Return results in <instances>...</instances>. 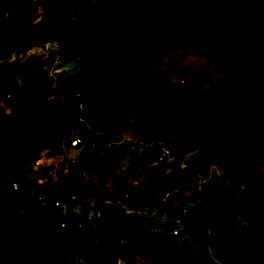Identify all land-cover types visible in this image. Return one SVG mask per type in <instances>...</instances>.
Listing matches in <instances>:
<instances>
[{
  "label": "trees",
  "instance_id": "1",
  "mask_svg": "<svg viewBox=\"0 0 264 264\" xmlns=\"http://www.w3.org/2000/svg\"><path fill=\"white\" fill-rule=\"evenodd\" d=\"M20 1L26 0H0V73L14 81L33 63L32 57L11 62L8 51L31 49L55 39L64 44L65 53L81 57L86 68L77 76L54 72L37 83L21 86L14 100L3 105L5 112L0 111V146L8 150L0 167L12 183L25 178L31 185V195H27L26 188L11 190L0 177V264H37L44 246L56 258L65 251L77 264H110L112 259L100 257L91 247L82 230L84 221L79 224L74 211L67 208L62 214L53 204L62 196L82 192L94 198L95 208H101L95 222L99 243L106 253L114 254L115 262L122 261L116 264H132L135 256L148 264H192L168 231L144 225L139 202L149 199L159 212L173 219L180 213L182 198L178 199L172 183L214 163L210 143L220 150L218 144L228 125L221 106L231 93L263 90L264 67L252 73L234 72L227 85L212 96L210 112L203 110L194 95L177 100L182 85L170 77H165L142 104L135 86L154 61L204 42L209 43L216 59L235 62L239 46L248 36L253 44H264V20L224 17L218 0H33L28 6L39 9L35 20L4 23L7 15L16 13ZM30 94L36 100H24ZM127 106L139 107L137 114L130 121L118 119ZM20 115L26 119L24 127L18 123ZM79 120L102 133V140L87 157L78 159L73 169L47 182V198L38 199V184L25 176L20 166L34 162L46 149L61 151L63 131ZM200 128L203 134L197 149L204 154H192L184 166L176 159L163 163L164 167L140 183L127 181L128 173L140 174L135 166L154 162L160 147L157 140L165 129L170 132L165 145L174 152L192 144ZM124 131L147 134L149 148L134 158V148L143 144L123 139L106 147L108 139ZM123 158H128V163L112 191L82 188L77 182L76 174L96 169L101 170L98 187H102L115 175ZM224 160L229 161L225 156ZM229 165L222 179L211 184L212 197L205 196L199 207L211 219L224 206L218 196L227 194L231 213L243 212L245 216L248 240L225 259V264H264L263 216L256 220L264 208V168L251 163L245 167ZM249 174H255L259 182L248 184L245 178ZM219 184L224 185L222 192H218ZM161 188L167 189L166 197L159 192ZM172 197L177 198L175 204L169 200ZM195 207L190 208L189 216L198 213ZM114 219L120 227L116 221L110 224ZM175 221L166 225L170 227Z\"/></svg>",
  "mask_w": 264,
  "mask_h": 264
},
{
  "label": "rangeland",
  "instance_id": "2",
  "mask_svg": "<svg viewBox=\"0 0 264 264\" xmlns=\"http://www.w3.org/2000/svg\"><path fill=\"white\" fill-rule=\"evenodd\" d=\"M32 1H20L15 7L16 13L11 17L7 15L4 23H16L22 19L36 18L39 9L28 6ZM231 1L235 0H228L227 2ZM7 56L11 62L15 63L27 57H32L33 63L23 75L14 78V81L0 73L1 112H5L2 109L5 103L14 100L12 97H6L8 91L14 90L15 95L21 86L25 87L29 84L37 83L44 76H50L54 72H59L66 76H77L86 68V62L81 57L64 52V44L59 39L38 47H32L30 50L17 51L13 49L8 51ZM263 67L264 44H253L248 40L239 46L238 59L233 63H225L215 58L209 44L205 42L201 47L189 46L154 61L135 87L139 92V99L142 104L159 87L165 77H170L182 85L177 93V100L194 95L199 98L203 110L210 112L212 96L227 85L229 78L234 72L241 70L245 73H252ZM24 100L34 101L36 97L30 94L24 96ZM138 109L139 107L127 106L122 114L118 116V119L124 118L130 121L137 114ZM220 112L228 120L226 133L218 144L220 150H217L216 146L210 143V151L212 155L216 156V160L213 164L207 166L204 171H200L203 172L200 175L204 179V181L200 182V189L197 176L195 175L172 183L174 190L178 191L180 195L178 199L182 198L180 199L181 202L178 203L180 213L173 219L168 213L159 212L151 200L145 199L139 202V212L144 217V225L151 229H156L157 227L171 234L176 232L173 237L192 264H225V259L240 251L248 240V226L245 216L243 212L231 213L227 194L221 197L218 196V200L224 205L220 209L221 213L214 215L211 219L208 215L203 214L199 206L203 205L204 196L212 197V179L228 171L229 164H238L243 161L249 164L251 158L255 159V165L252 167L264 168V89L257 91L242 90L237 93H231L221 106ZM18 123L24 127L26 119L20 115L18 116ZM73 131H76L84 140L72 147L70 146L69 136L71 133L76 134ZM94 134V131L84 126L83 121H76L63 131L62 139L60 140L61 151L46 149L39 154V157L34 162L20 166L24 170L25 176L34 178V182L38 184V199L45 200L47 198L45 193L47 182L67 170L73 169L78 159L89 155L94 148L90 142V138H93ZM122 134L144 145L143 147L134 148V158H137L150 146L149 136L144 132L124 131ZM202 134V128L198 129L195 134L197 140L193 136L194 141L192 144L173 152L174 159L181 166H184L192 154L198 152L204 154V150L197 149L198 142L201 144ZM169 136L170 132L165 129L157 140L160 146L165 145V141ZM7 151L6 148L0 146V160L6 157ZM224 156L229 161H225ZM127 163L128 158H123L119 162L115 175L108 178L102 187H98L101 170H85L76 174L77 182L82 188L90 186L99 188L101 192L108 193L114 188ZM164 166L163 163L155 162L148 165L135 166L136 170H138L136 172L140 174L128 173L127 181L131 184L140 183L150 178ZM0 177L4 179L11 190L19 191L21 187H24L27 189V195H31V185L26 182L25 178L12 183L10 175L2 171L1 167ZM245 181L248 184L259 182L255 174L247 175ZM217 188L218 192H222L224 185L219 184ZM159 192L162 193L163 197L168 195L167 189L161 188ZM75 196L76 199L74 201L59 205L62 214L65 213L67 208L74 211L78 217V223L80 224L81 221H84L85 226L82 227V230L86 232L87 240H89L91 247L100 257L107 260L108 258L112 259L110 264L122 262L121 260L115 262L113 260L114 254L109 255L106 253L99 243L95 222L99 217L101 208H95L94 198L89 197L86 192ZM53 198L51 197L52 201L54 200ZM169 200L175 204L177 198L172 197ZM192 206H196L195 210L198 213L194 216H189ZM29 210L30 212L34 211L33 208ZM126 211L131 212L128 207ZM262 216L264 219V208L256 214V220L260 221ZM173 220H176V222L168 227L166 224ZM113 221H116L117 226L120 227L121 223L117 219L112 220L111 225L115 223ZM71 244H74L73 240ZM61 253L63 255L56 258L54 254L48 253V246H44L37 264H77L76 258L67 255L63 250ZM134 260L136 264H147L141 261L138 256H135Z\"/></svg>",
  "mask_w": 264,
  "mask_h": 264
},
{
  "label": "built area",
  "instance_id": "3",
  "mask_svg": "<svg viewBox=\"0 0 264 264\" xmlns=\"http://www.w3.org/2000/svg\"><path fill=\"white\" fill-rule=\"evenodd\" d=\"M30 50V49H27ZM6 97H12L14 99L15 95H14V90L8 91L7 92V96ZM12 99V100H13ZM76 134L71 133L69 136V141H70V146H76L78 143H81L84 138L79 136V134L76 131H73ZM103 134L100 132H95L94 137L90 138V142L92 146H97L98 143L102 140ZM123 140L121 134H117L115 138H111L108 139L106 141V147H110V146H114V145H118L120 144V142ZM130 148H133V146H130ZM158 151V152H157ZM154 154V162L155 163H166L168 161H171L174 156H173V151L172 148L170 146L167 145H162L159 147V149L157 150ZM254 166L255 165V159L251 158L249 160V165ZM248 164L245 163L244 161L240 164V166L245 167ZM240 187H242V185H240ZM61 197V196H60ZM76 199V196L74 194H71L69 196H62L60 199H55L54 200V205L60 207L59 205H64V204H68L72 201H74ZM132 264H136V261H133Z\"/></svg>",
  "mask_w": 264,
  "mask_h": 264
},
{
  "label": "clouds",
  "instance_id": "4",
  "mask_svg": "<svg viewBox=\"0 0 264 264\" xmlns=\"http://www.w3.org/2000/svg\"><path fill=\"white\" fill-rule=\"evenodd\" d=\"M218 1L220 2V5H221L220 11L224 14V17L226 15H234V17H236L238 19L240 17H252V18L258 17L260 20H264V1H262V0H235V1H231V2H227L228 0H225V2H223V0H218ZM248 40L250 41V36H248L246 41H248ZM204 43L202 45H204ZM212 52H213V50H212ZM230 63H233V62H230ZM240 164L241 163H238V165H240ZM202 171H204V170H202ZM201 173H203V172L199 171V172L195 173V176H197V181L199 182V185H200V182L204 181V179L201 178V175H200ZM221 176L222 175H219L218 177L215 176L212 179L213 180L212 183L215 181L216 178L222 179ZM224 181L228 185V182L225 179H224ZM240 185L241 184H237V186H239V187H240ZM200 187H201V185L199 186V189H200ZM197 191H200V190H197ZM169 229H171V228H169ZM172 233L175 234L176 232H172ZM173 234H171V235L174 236ZM144 262H146V261H144Z\"/></svg>",
  "mask_w": 264,
  "mask_h": 264
},
{
  "label": "crops",
  "instance_id": "5",
  "mask_svg": "<svg viewBox=\"0 0 264 264\" xmlns=\"http://www.w3.org/2000/svg\"><path fill=\"white\" fill-rule=\"evenodd\" d=\"M78 122V121H77ZM83 124H84V126L87 128L88 126L85 124V122H83ZM89 128V127H88ZM73 129H75V128H73ZM76 130V129H75ZM90 130V129H89ZM77 131V130H76ZM121 136H122V138L123 139H131V140H133V141H135V139H132L131 137H129V136H124L122 133H121ZM137 142V141H136ZM193 175H195V174H193ZM191 176V175H190Z\"/></svg>",
  "mask_w": 264,
  "mask_h": 264
}]
</instances>
